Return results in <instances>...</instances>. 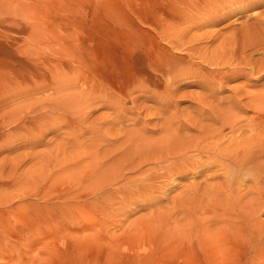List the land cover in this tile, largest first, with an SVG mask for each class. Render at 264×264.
I'll return each instance as SVG.
<instances>
[{
	"label": "rangeland",
	"instance_id": "obj_1",
	"mask_svg": "<svg viewBox=\"0 0 264 264\" xmlns=\"http://www.w3.org/2000/svg\"><path fill=\"white\" fill-rule=\"evenodd\" d=\"M263 61L264 0H0V264H264V170L225 185L213 155L264 130Z\"/></svg>",
	"mask_w": 264,
	"mask_h": 264
},
{
	"label": "bare ground",
	"instance_id": "obj_2",
	"mask_svg": "<svg viewBox=\"0 0 264 264\" xmlns=\"http://www.w3.org/2000/svg\"><path fill=\"white\" fill-rule=\"evenodd\" d=\"M253 2V1H252ZM214 12V11H213ZM187 30V29H186ZM172 39V38H171ZM168 42H169V40H168ZM170 43L172 44V45H176L177 47H183V45H184V43H189V42H182L180 39L179 40H175V39H173V40H170ZM185 46V45H184ZM229 46H230V44H229ZM174 47V46H173ZM177 47H175V48H177ZM149 48V47H148ZM153 48V47H152ZM186 49H187V47H185ZM229 48V47H228ZM181 49V48H180ZM189 49V48H188ZM166 50V49H165ZM169 50V49H168ZM183 50V49H182ZM185 50V49H184ZM226 50V49H225ZM150 51V53H151V50H149ZM154 51V50H153ZM163 51V50H162ZM165 52V51H164ZM166 52H168V51H166ZM209 52H211V51H209ZM218 52V51H217ZM220 52H222V50L220 51ZM159 53V52H158ZM153 54H154V52H153ZM155 54H156V51H155ZM198 54V53H197ZM222 54V53H221ZM221 54H213V55H209L210 57H207V55H199V57L198 58H200L201 60L203 59V61H207L208 63H211V65L213 64V66L214 65H217L218 67H219V65H221L222 64V61L220 60L222 57H220L221 56ZM152 55V54H151ZM160 55V56H159ZM157 56V57H156ZM156 56L151 60V68L152 69H154V70H158V65H157V63H160V61L162 60V54H161V52H160V54H156ZM190 56V55H189ZM192 57L193 56H191V59H192ZM191 59H189V60H191ZM223 59V58H222ZM228 61V60H227ZM192 62V61H191ZM225 62V60L223 59V63ZM229 62V61H228ZM264 62V61H263ZM263 62H262V64H260L258 67L260 68V67H262V65H263ZM226 63V62H225ZM188 64H191V63H188ZM251 64V63H250ZM210 65V64H209ZM191 67H193L194 65H190ZM250 66V65H249ZM264 66V65H263ZM188 67H189V65H188ZM253 68V67H252ZM188 69H190V68H188ZM262 68H260V70H261ZM185 71H180L179 70V72L176 74V75H174V76H170V78H173V77H177V76H180V74L182 73V74H184L185 72H187V70H186V68L184 69ZM193 71H195V70H193ZM215 71V70H214ZM216 71H218V70H216ZM181 72V73H180ZM216 73V72H215ZM181 74V75H182ZM187 75H188V73H187ZM212 75V74H211ZM158 76H161L160 74L158 75ZM208 76V75H207ZM209 77V76H208ZM215 77V76H214ZM186 78V77H185ZM209 78H211V77H209ZM156 79H158V78H156ZM160 79V78H159ZM215 79V78H214ZM172 81V80H171ZM171 81H169V82H171ZM216 81V80H215ZM168 82V83H169ZM180 82V81H179ZM168 83H166V84H168ZM161 84V83H160ZM166 84H165V86H166ZM170 84V83H169ZM172 85V84H171ZM216 85V84H215ZM95 87V86H94ZM93 87V88H94ZM168 88L170 87V86H167ZM81 88V87H80ZM112 89V88H111ZM162 89V88H161ZM83 90V89H82ZM91 89H89L88 91H90ZM94 90V89H93ZM114 91H116V89H114ZM161 91V90H160ZM257 91V90H256ZM95 91H90V93H94ZM210 92V91H209ZM83 93H86V91L85 92H82V94ZM89 93V92H88ZM120 93V92H119ZM87 95V94H86ZM72 99V98H71ZM75 99V98H74ZM209 99V98H208ZM252 100H253V102H255V107H252V108H255V109H257V111H258V113H259V115H258V113H257V115L259 116L258 118H263L264 117V94H262V93H260V95H258V96H256V97H252ZM64 102V101H63ZM72 103L74 102V101H71ZM133 102V101H132ZM214 102V101H213ZM59 103H60V100H59ZM72 105V104H71ZM73 105H74V103H73ZM23 109V108H22ZM254 109V110H255ZM204 115V114H203ZM257 117V116H256ZM253 118V119H251L250 120V122L252 121V124H249L248 125V127L249 128H251L252 129V131H254L255 129L253 128V127H256L257 125V123H256V120H257V118ZM198 118V117H197ZM225 118H227V117H225ZM203 119V118H202ZM261 121H263V120H261ZM194 123V122H193ZM264 123V122H263ZM104 124V123H103ZM196 124V123H195ZM99 125V124H98ZM169 125V124H168ZM225 125V124H224ZM187 126V125H186ZM261 126V125H260ZM232 128V127H231ZM264 128V127H263ZM236 129V128H235ZM100 130V129H99ZM164 130V129H163ZM103 131V130H102ZM237 131V130H236ZM235 131V132H236ZM168 132V131H167ZM261 133L259 134V135H253V134H251V136H249L248 138H243V139H239L240 141H238V142H235V147H234V145H232L231 146V144L233 143H231L229 146L227 145V147H225L222 151L221 150H219V152H218V149H217V151H215V154H213L215 157H216V159H214L216 162L215 163H218V165H219V167H221V169L224 171V174H225V178L227 179V181H229L228 183H227V181H226V183L227 184H225V185H230V183H231V181H232V179H234V178H237V177H241L240 175H243L244 173H254V172H260V170H264V168H260V165H258V164H256V163H254V160L256 159V158H264V130H261L260 131ZM221 133V132H220ZM104 134V133H103ZM222 134V133H221ZM242 134V133H241ZM176 135V134H175ZM228 135V134H227ZM97 136V135H96ZM103 136V135H102ZM104 136H105V134H104ZM137 136V135H136ZM166 137V136H165ZM258 137H259V139H258ZM169 138V137H168ZM234 138V137H233ZM170 139V138H169ZM193 139V138H192ZM235 139V138H234ZM258 139V140H257ZM163 140V139H162ZM172 139H170V141H171ZM99 141V140H98ZM109 141V140H108ZM135 141H137V140H135ZM152 141V140H151ZM103 142V141H102ZM110 142V141H109ZM172 142H174V141H171V142H169V144H167V145H159V146H157V148H151L150 146H152L153 147V144L155 143V142H151V145H149V147H150V149L148 150L147 148V150L144 148V149H141L139 146H142V143L144 144V142H142V143H140L139 144V142L138 143H136V144H138V145H135V144H133V146H130V148L129 149H127V151H124L123 150V153L124 152H126L125 154H123V153H120L121 155H122V157L120 156H118V161H116V160H114L115 161V163H113V165L112 166H110V168H107L106 170H104V171H102L99 175L101 176H99L100 177V180L102 181V183L104 182V183H108V184H112L113 182H115L116 180V182L118 183V179L119 178H122L123 176H124V172H125V170H135V169H138V168H140V166L142 165V164H144L145 162L147 163V161H156V160H158V159H156V158H160V160L162 159V155H164L165 156V154H177V152L178 151H180V150H182V149H184V148H186V147H181L182 145H179V146H177V145H175V143H174V145H172V144H170V143H172ZM188 142V141H187ZM195 142V141H194ZM194 142H193V144H194ZM96 143V142H95ZM104 143V142H103ZM148 144H149V142H148ZM147 144V145H148ZM157 144V143H156ZM192 144V145H193ZM158 145V144H157ZM207 145H209V144H207ZM129 146V145H128ZM189 146V145H188ZM191 146V145H190ZM196 148V151H198V153H203L204 151H207V146H201V144L199 145V144H196V145H194ZM224 146V145H223ZM107 147V146H106ZM109 147V146H108ZM143 147H145V146H143ZM193 147V146H192ZM110 148V147H109ZM194 148V147H193ZM122 149V148H121ZM189 149V148H188ZM194 149V150H195ZM117 150V149H116ZM190 150V149H189ZM211 150V149H210ZM213 150V149H212ZM211 150V151H212ZM216 150V149H215ZM185 151V150H184ZM208 151H209V148H208ZM181 152V151H180ZM218 152V153H217ZM108 153V152H107ZM117 156V155H116ZM173 156V155H172ZM189 156V155H188ZM209 156V155H208ZM207 156V157H208ZM213 156V157H214ZM174 158H172L171 160L173 161V163H171V160H170V158L168 157V158H166V160L165 161H168V162H170L171 164H173L169 169H171V171H167V174L168 173H171L172 172V175L174 174V172L175 171H177V173H183V172H185L184 170H188L189 169V167L191 166L189 163H188V159H187V161H184V162H182V160L180 161L181 163H183V164H176L178 161L176 160V159H179L180 157H182V158H188L187 156H185L184 154H178V158L176 157V156H173ZM209 157H211V155L209 156ZM80 158V157H79ZM107 158H108V156H107ZM121 158V159H120ZM181 158V159H182ZM190 158H191V156H190ZM212 158V157H211ZM165 159V158H164ZM173 159H175V161L173 160ZM208 159V158H207ZM206 159V160H207ZM209 160V159H208ZM208 160L206 161V162H208ZM113 161V162H114ZM162 161H163V159H162ZM196 161V160H195ZM197 161H199L198 159H197ZM205 161V160H204ZM194 162V161H193ZM195 163V162H194ZM199 163H201V161H199ZM202 163H204V162H202ZM210 163V162H209ZM214 163V162H213ZM213 163L211 162V164L213 165ZM191 164H193V163H191ZM103 166L105 165V164H102ZM200 165V167H204L205 166V164H199ZM206 165H208V163L206 164ZM264 165V164H263ZM196 166H197V163H196ZM196 166H194V168L196 167ZM199 167V168H200ZM211 167V166H210ZM175 168H177V169H175ZM199 168H195V170L196 169H199ZM218 168V167H217ZM164 169V168H163ZM165 169H166V167H165ZM168 169V168H167ZM168 169V170H169ZM201 169V168H200ZM205 169V168H204ZM98 170V169H97ZM194 170V171H195ZM166 171V170H165ZM222 171V172H223ZM156 172V171H155ZM164 172V171H163ZM198 172H200V170L198 171ZM186 173H187V171H186ZM88 174V173H87ZM162 174V173H161ZM255 174V173H254ZM169 175V174H168ZM175 175H177V174H175ZM179 175V174H178ZM98 176V175H97ZM162 176H165V173H164V175H162ZM170 176V175H169ZM174 176V175H173ZM172 176V177H173ZM174 177H176V176H174ZM173 177V178H174ZM142 178V177H141ZM164 178V177H163ZM168 178V177H167ZM166 179V178H165ZM171 179V178H170ZM169 179V180H170ZM174 180V179H173ZM141 183V182H140ZM233 183V182H232ZM115 184V183H114ZM234 184V183H233ZM232 185V184H231ZM221 187V186H220ZM218 188H219V186H218ZM228 191V190H227ZM226 191V192H227ZM212 196V195H211ZM197 197V196H196ZM147 199V198H146ZM198 199V198H197ZM191 200V199H190ZM189 200V201H190ZM189 201L188 202H186V203H189ZM182 203H185V202H182ZM185 207V206H184Z\"/></svg>",
	"mask_w": 264,
	"mask_h": 264
}]
</instances>
